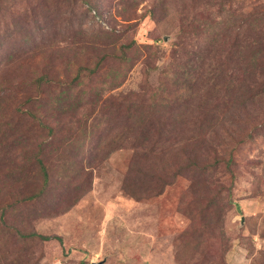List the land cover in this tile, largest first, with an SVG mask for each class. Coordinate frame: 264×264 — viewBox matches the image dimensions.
<instances>
[{
	"label": "rangeland",
	"instance_id": "1",
	"mask_svg": "<svg viewBox=\"0 0 264 264\" xmlns=\"http://www.w3.org/2000/svg\"><path fill=\"white\" fill-rule=\"evenodd\" d=\"M153 4L154 18L142 17ZM237 21L244 25L241 35L253 51L236 58L230 71V76L237 74L236 89L227 98L241 104L257 94L264 82L260 58L249 66L257 58L252 56L254 51L259 46L264 49V0H0V81L4 71L18 69L21 98L36 92L30 80H25L28 86L22 85L24 64L36 66L38 72H31L35 76L45 70L62 75L60 68L66 61L93 65L101 54L119 55L126 44H137L124 76L116 74L121 70L116 62L101 66L92 86L99 89L100 108L92 110L88 121L77 122L76 113L71 112L78 127L72 121L75 130H69L63 120L59 146L38 145L47 133L40 135L43 132L29 128L24 118L15 132L0 138V210L7 208L4 225L53 237L48 242L40 237L25 242L13 238L9 241L11 258L19 259L8 264H264V129L237 148L230 141L235 162L232 183V172L227 169L208 178L211 190L204 192L190 189L194 176L189 174L178 175L170 183L144 179L141 192L154 194L136 200L125 185L130 182L129 165L135 154L134 146L125 147H131L128 139L134 132L120 131L129 127L122 118L125 112L117 119L113 110H105L93 122L98 110L113 98L141 92L146 78L167 94L187 86L185 95L194 98V106L205 96L208 106L222 109L229 82V75L224 77L222 40ZM57 86L45 88V101L35 107L56 113L60 106ZM258 102L263 116L264 89ZM8 109L9 105L0 114H7ZM250 112L260 114L259 109L250 108ZM81 113L77 112L78 118L88 117ZM15 121H19L17 116ZM225 121L231 122L229 117ZM20 127L25 138L11 143ZM6 131L5 123H0V134ZM240 131L234 127L237 136ZM241 139L238 136L236 142ZM67 140H73L75 147L71 149ZM39 150L51 158V172L58 178L46 200L30 201L29 196L37 193L34 187L41 184L35 175L38 167L31 165L32 174H20V164L25 153L35 155ZM196 178L201 185L205 182L200 175ZM220 184L228 187L224 188V213L214 219L207 204ZM3 223L0 220L1 229Z\"/></svg>",
	"mask_w": 264,
	"mask_h": 264
},
{
	"label": "trees",
	"instance_id": "2",
	"mask_svg": "<svg viewBox=\"0 0 264 264\" xmlns=\"http://www.w3.org/2000/svg\"><path fill=\"white\" fill-rule=\"evenodd\" d=\"M153 5L147 11V15H142V17L150 16V18H154L156 4ZM126 21H129V19ZM241 31H244V25L237 21V25L234 23L233 27L227 28L222 40L226 60L224 77L229 75V79H227L229 81L228 86L226 84L224 87L226 91L223 94L224 106L222 109L216 105L208 106L205 103L208 101L205 96L202 97L203 100L197 102L194 106V98L185 95L189 91L185 85L178 91L167 94L163 90L159 91L157 88L152 87L146 78L141 85V92H134L131 97L128 95L121 98L115 97L109 105L98 110L93 122L99 120L105 110H113V114L117 119L121 118L119 117L121 112H125V116H122V118L126 123H129V127L125 125L120 131L122 134L131 130L134 132L128 139L131 147L125 144V147L130 149L134 146L132 149L135 153L129 165L130 173L128 177L130 176V182L125 184L126 190L132 198L142 200L143 197L144 199L150 198L154 194V192H149L150 196H145L141 192L140 182L144 179L157 178L159 182L167 181V183H170L176 176L184 174L194 176V182L190 189H196L198 192L210 191L211 184L207 182L208 178H211L218 171H224V169L230 172L233 171L235 162L232 149H229L231 146L230 141H234V148H237L238 144L241 145L246 139L252 138L254 134L264 129V113L263 116L261 114L263 108L258 107V95L260 90L264 89L263 80L257 89V94L251 95V98L249 97L241 104L227 98L229 93L232 92L233 94L236 89L233 81L237 74L234 73L230 76L233 62L240 55L245 57V52H253L249 50V41L241 35ZM127 45L123 47L119 55L101 54L98 61L93 65L77 62L70 65L66 61L60 68L62 75H56L45 70L40 76H35L37 73L31 72H38L36 66L22 65L24 66L22 69L25 75L22 81L28 80L29 82L30 80L29 86L31 85L36 90V92L24 95L23 98H21L19 92L21 81L18 69L4 71L1 75L3 79L0 81V110L9 105V112L0 114V123L4 122L7 130L5 133L0 134V138L6 139L8 131L15 132L19 127L20 119L24 118L29 121V128L32 127L43 132L40 135L47 133L42 140L37 142L38 145L48 149L56 148L55 145L59 146L63 142L60 134L63 120H65L69 130L73 131L78 127L76 126L78 124L74 122L76 121L75 116H69L71 112L76 113L77 122L88 121L92 118V110L100 108L98 100L100 93L96 94L99 89H92V86L101 66L110 61L116 62L121 69L116 74L124 76V70L130 59L129 54L136 48L137 44L133 41ZM263 50L259 46V49L254 51L252 56H257V58L253 62L249 61V66L255 64L259 58L264 65ZM44 58L45 56L42 57L43 61L50 63V60ZM15 74H17L18 79L15 78ZM28 82H22V85L28 86ZM57 83V89L60 90L57 94V100L60 106L53 115L47 114L41 107H35V104L43 103L45 101L43 90ZM81 86L86 88L76 93V89ZM87 88H89V93L86 94ZM243 103L244 106H241ZM24 104L27 108H24ZM250 108L253 110L259 109L260 114L256 115L250 112ZM79 111H82L81 114L88 117H85V119L78 118L77 112ZM16 116L19 118L18 122L15 121ZM228 117L231 122L225 121ZM72 121L75 129L71 128ZM86 124L85 126L89 125V123ZM89 126H94V123ZM234 127L241 130L238 136H241L242 139L238 142H236L238 136L234 132ZM22 130L24 129L19 131L18 136H11V143L25 138V132H22ZM66 143L71 149L75 147L73 140H67ZM136 145L139 148H135ZM223 145L224 147H222ZM224 152H229V155L224 154ZM40 155L43 157H40ZM143 157L148 161L140 162V158ZM50 159L47 158L43 150L37 151L35 155L30 152L25 153V158L20 164V174L25 172L32 174L34 168L31 165H36L38 168H35V175L41 179V184L34 187V189H37V193L32 198L29 196L30 201L35 199L46 200V193L57 182L56 178L58 177L51 172L53 164ZM167 174H171L172 178H168ZM197 175L204 178L205 182L202 185L201 181L197 180ZM231 176L233 177L232 183L235 179V173L232 172ZM131 179H133L132 182ZM81 184L84 185L82 181ZM82 185L76 189L78 191L82 190ZM224 188L228 187L220 184L207 204V207L210 206L214 212V219L219 218L224 213L222 207V202L225 199ZM6 215L7 208L0 210V220L4 221L2 224L4 228H0V261L6 260L3 264H8L10 261L15 262L16 259H19L12 260L11 258L9 241L12 242L13 238H17L22 242L29 241V238L36 240L39 237L40 240L46 242L53 239V237H38L34 230L27 232V228L15 229L5 226ZM189 219L195 220L193 216H189ZM4 237H7L8 241L5 248L2 249L3 241L7 240Z\"/></svg>",
	"mask_w": 264,
	"mask_h": 264
},
{
	"label": "water",
	"instance_id": "3",
	"mask_svg": "<svg viewBox=\"0 0 264 264\" xmlns=\"http://www.w3.org/2000/svg\"><path fill=\"white\" fill-rule=\"evenodd\" d=\"M105 263V261H102V262H97V263H92V264H104Z\"/></svg>",
	"mask_w": 264,
	"mask_h": 264
}]
</instances>
